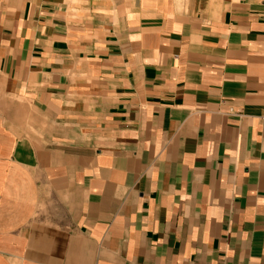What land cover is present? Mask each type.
<instances>
[{"label":"crops","instance_id":"obj_1","mask_svg":"<svg viewBox=\"0 0 264 264\" xmlns=\"http://www.w3.org/2000/svg\"><path fill=\"white\" fill-rule=\"evenodd\" d=\"M0 264H264V0H0Z\"/></svg>","mask_w":264,"mask_h":264}]
</instances>
